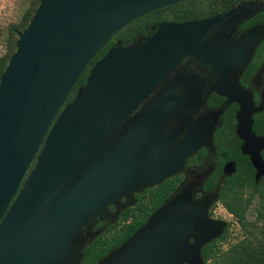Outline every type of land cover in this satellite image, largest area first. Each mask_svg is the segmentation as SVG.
<instances>
[{
	"label": "water",
	"instance_id": "obj_1",
	"mask_svg": "<svg viewBox=\"0 0 264 264\" xmlns=\"http://www.w3.org/2000/svg\"><path fill=\"white\" fill-rule=\"evenodd\" d=\"M187 1H39L0 76V264H79L86 225L98 217L114 223L108 206L174 176L211 140L210 131L200 133L196 125L180 140L177 131H167L186 108L173 84L130 115L185 56L203 57L219 80H232L220 69L219 33L201 42L218 17L163 23L141 45L111 47L65 104L88 63L116 34ZM263 37L264 24L256 29V44ZM216 94L240 106L236 135L257 183L264 177V134L252 132V99L237 83H216ZM263 110L264 89L256 114ZM223 230V222L208 218L204 200L193 202L181 191L96 264H206L201 249Z\"/></svg>",
	"mask_w": 264,
	"mask_h": 264
},
{
	"label": "flooded vegetation",
	"instance_id": "obj_2",
	"mask_svg": "<svg viewBox=\"0 0 264 264\" xmlns=\"http://www.w3.org/2000/svg\"><path fill=\"white\" fill-rule=\"evenodd\" d=\"M222 9L217 14L204 19L180 23L173 20H162L154 23L148 27L147 35L133 45L138 46L145 43L163 23L182 24L218 17L219 19L201 39V42H206L210 37L219 33L218 42L223 54L220 69L231 73L232 80L230 82L219 80L217 71L211 64L205 62L203 57L185 56L130 115L133 117L157 99L168 85L173 84L175 94L182 98L180 99L181 104L186 105V108L172 117L167 125V131L170 129L177 131L178 140L185 137L194 125L199 126L200 133L205 134L210 131L211 140L187 158L180 172L164 181L173 179L176 183L167 200L181 191H186L193 202L205 201L209 219L223 222L222 235L211 241L214 245H223L228 237L230 226L227 221L216 217V210L222 207L234 218L222 202L226 193V200L230 199L232 192L236 190L243 200H251L245 212V218L246 221L256 226V211L252 221L247 219V214L250 213L252 204L256 208V198H258L256 186L261 180L256 183V170L249 157L242 154V141L236 135V116L240 106L237 102H228L227 97L216 94V83H237L242 91L250 95L255 110L251 116L252 132L255 137L261 136L256 134V115L261 113L256 114V107L260 104L264 89V37L256 44V29L264 24V19H260V15L264 13V0H229ZM246 56H248L246 66L242 71H238V66L246 59ZM223 88L224 86L221 87V91L225 92L226 89ZM226 93L233 95L232 92ZM146 189L133 193L128 199L121 198L117 205L108 206V212L116 216L114 223L118 222L124 210L135 204L136 196ZM96 219L103 224L99 227L97 223L90 226ZM107 222L98 217L83 228V237L88 239L87 245L109 225L114 224ZM235 222L238 224L236 219Z\"/></svg>",
	"mask_w": 264,
	"mask_h": 264
},
{
	"label": "trees",
	"instance_id": "obj_3",
	"mask_svg": "<svg viewBox=\"0 0 264 264\" xmlns=\"http://www.w3.org/2000/svg\"><path fill=\"white\" fill-rule=\"evenodd\" d=\"M227 1L229 0H191L158 9L132 22L116 34L88 63L65 104L73 100L77 89L85 84L89 70L111 47L117 46L119 43L122 46L136 44L147 35L150 25L162 20H173L180 23L211 17L222 11V7ZM35 9L32 13H26L23 16L22 24L9 27L11 51L0 59V76L10 56L15 51L18 33L26 28ZM260 19H264V13L260 15ZM256 134H264V111L256 115ZM261 156L264 161V151ZM175 185V181L169 179L158 186L146 189V191L136 196L135 204L120 214L118 222L109 225L84 248L79 264H96L129 239L146 222L150 214L167 200ZM256 194H258L259 203L262 205L264 203V177L261 178L259 185L256 186ZM226 198L227 193L222 200L223 205L237 220L244 236L236 245H231L225 253H222L218 245H214L213 242L205 245L201 249L202 261L206 264H264V232L258 231L257 222L255 226L254 223L246 221L245 218V212L248 210L251 200H243L237 190L232 192L230 199L226 200ZM261 213L259 211L257 217L263 216ZM102 224V222H98L97 227Z\"/></svg>",
	"mask_w": 264,
	"mask_h": 264
},
{
	"label": "rangeland",
	"instance_id": "obj_4",
	"mask_svg": "<svg viewBox=\"0 0 264 264\" xmlns=\"http://www.w3.org/2000/svg\"><path fill=\"white\" fill-rule=\"evenodd\" d=\"M39 0H0V59L8 55L11 51L9 27L23 23V16L26 13H32L38 6ZM256 211V222L259 232H264V203L261 205L259 199L256 198V208L252 204L250 213L247 214V219L252 221ZM262 212L263 216L257 217L258 213ZM216 217L227 221L230 226L228 229V237L223 245H218L222 253H225L231 245H236L244 236L241 227L235 222L222 207L216 210ZM99 222V219L94 220L90 226ZM109 223V222H107ZM88 241V239H86ZM223 241V240H222Z\"/></svg>",
	"mask_w": 264,
	"mask_h": 264
}]
</instances>
